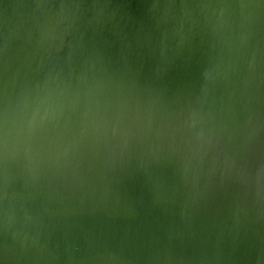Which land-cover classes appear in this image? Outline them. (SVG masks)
Here are the masks:
<instances>
[{
    "label": "water",
    "instance_id": "95a60500",
    "mask_svg": "<svg viewBox=\"0 0 264 264\" xmlns=\"http://www.w3.org/2000/svg\"><path fill=\"white\" fill-rule=\"evenodd\" d=\"M46 98L40 154L0 160V264H264V206L219 176L225 153L264 158V134L242 148L264 122V0H0V118ZM87 110L107 137L82 134ZM189 114L221 136L199 172L172 136Z\"/></svg>",
    "mask_w": 264,
    "mask_h": 264
},
{
    "label": "clouds",
    "instance_id": "9594fccd",
    "mask_svg": "<svg viewBox=\"0 0 264 264\" xmlns=\"http://www.w3.org/2000/svg\"><path fill=\"white\" fill-rule=\"evenodd\" d=\"M255 7V5H250ZM243 27V25H242ZM184 43L183 37L177 41V48ZM246 43V36H237L231 42V47L239 51ZM248 69L255 72V57L248 62ZM221 75L219 64L209 63L199 70V76L204 82L206 89L208 84L214 82ZM59 115L57 104L50 100L40 101L30 111H21L11 117L5 115L0 118V160L6 159L9 152L16 153L23 150L28 153L35 147L36 154H40L39 145L34 141L40 138L46 126L55 121ZM82 134L107 137L110 127L105 117L98 110H87L84 114L81 125ZM264 134V122L259 119L249 120L246 129L242 148L250 149L257 141V138ZM172 136L179 139L186 147V169L192 166L197 172L203 171L204 157L209 152L214 154V160H219L221 151V136L217 131L213 118L197 117L189 114L182 125L172 130ZM195 161V164H192ZM219 176L221 182L225 178H234L251 190L257 204L264 206V158H261L254 167H249L247 159L243 156V150L229 155L224 154V159L219 161ZM0 223H3L0 219ZM24 246L23 243L21 245Z\"/></svg>",
    "mask_w": 264,
    "mask_h": 264
}]
</instances>
